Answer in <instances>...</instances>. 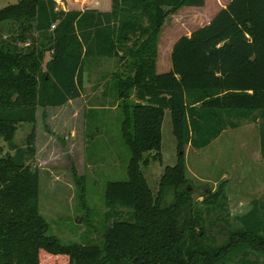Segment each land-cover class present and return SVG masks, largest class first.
I'll list each match as a JSON object with an SVG mask.
<instances>
[{"label":"trees","instance_id":"trees-1","mask_svg":"<svg viewBox=\"0 0 264 264\" xmlns=\"http://www.w3.org/2000/svg\"><path fill=\"white\" fill-rule=\"evenodd\" d=\"M96 1L97 7L65 11L55 0H20L0 10V27L18 28L10 40L0 36V142L14 152L0 155V264H264V204L255 201L237 227L227 221L221 188L196 206L183 153L186 145L208 146L233 126L231 116L264 118V0H230L206 25L178 38L170 69L160 74L164 20L205 0H110L107 10ZM93 46L128 60L127 75L117 80L127 179L105 185L101 245L62 243L47 233L38 174L27 163L35 132L23 148L12 141L20 123L34 122L37 107H62L81 96L83 50ZM165 111L177 162L164 169L153 196L141 166L159 157ZM260 147L264 158L263 132Z\"/></svg>","mask_w":264,"mask_h":264},{"label":"rangeland","instance_id":"rangeland-1","mask_svg":"<svg viewBox=\"0 0 264 264\" xmlns=\"http://www.w3.org/2000/svg\"><path fill=\"white\" fill-rule=\"evenodd\" d=\"M19 1L0 0V10ZM104 1L101 10L109 6L110 0ZM229 1L205 0L200 8L182 7L169 15L157 39L156 72L170 69L168 50L178 38L206 25ZM55 2L58 10L65 11L72 7H97L98 3L96 0ZM17 29L15 25L4 24L0 27V36L10 40ZM83 55L81 96L62 107H37L34 122L20 123L12 142L23 148L30 131L35 132V155L27 163L38 174L39 209L48 223V235L62 243L101 245V234L107 225L105 185L127 179L129 151L121 138L123 116L117 80L127 75L128 60L107 55L97 46L84 49ZM48 60L49 54H46L43 70ZM130 100L136 101L133 95ZM228 121L233 126L228 125L208 146L193 149L186 145L183 153L193 203L204 207V194L216 193L221 188L226 197L227 221L237 227L236 218L246 214L255 201L264 204V158L260 147L264 118L259 112H253L245 117L236 114ZM0 147L1 156L14 153L3 141ZM176 162L177 142L170 112L165 111L159 157L150 158L147 166H141L153 196L164 169ZM224 240L223 234L217 238L218 243Z\"/></svg>","mask_w":264,"mask_h":264},{"label":"crops","instance_id":"crops-1","mask_svg":"<svg viewBox=\"0 0 264 264\" xmlns=\"http://www.w3.org/2000/svg\"><path fill=\"white\" fill-rule=\"evenodd\" d=\"M199 8H200V7H199ZM170 52H171V48H169V50H168L169 56H170Z\"/></svg>","mask_w":264,"mask_h":264}]
</instances>
